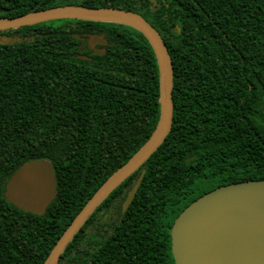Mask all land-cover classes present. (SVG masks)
Returning <instances> with one entry per match:
<instances>
[{
    "label": "trees",
    "instance_id": "trees-1",
    "mask_svg": "<svg viewBox=\"0 0 264 264\" xmlns=\"http://www.w3.org/2000/svg\"><path fill=\"white\" fill-rule=\"evenodd\" d=\"M70 4L132 10L157 29L172 61L173 112L162 142L56 264H175L170 227L189 203L219 185L264 179V0H0V18ZM89 33L106 38L103 54L90 51ZM0 35L14 39L0 38V264H42L154 131L158 65L146 37L119 22L55 19ZM41 158L53 166L56 194L37 214L10 203L4 184Z\"/></svg>",
    "mask_w": 264,
    "mask_h": 264
},
{
    "label": "water",
    "instance_id": "water-1",
    "mask_svg": "<svg viewBox=\"0 0 264 264\" xmlns=\"http://www.w3.org/2000/svg\"><path fill=\"white\" fill-rule=\"evenodd\" d=\"M55 19L119 22L140 31L149 41L157 60L160 112L157 125L146 142L86 201L42 264L57 263L66 245L101 201L156 149L170 129L173 112L172 61L160 33L141 14L123 8L61 5L0 18V30ZM0 38L14 40L6 35H0ZM86 41L95 54L105 51L103 47L95 48V44H108L99 33H89ZM143 174L144 169L127 191L121 204L122 211L130 204ZM55 194L53 166L45 158L23 162L4 184V195L10 203L37 214L44 212ZM170 236L175 264H264V179L227 183L200 195L176 216Z\"/></svg>",
    "mask_w": 264,
    "mask_h": 264
},
{
    "label": "flooded vegetation",
    "instance_id": "flooded-vegetation-1",
    "mask_svg": "<svg viewBox=\"0 0 264 264\" xmlns=\"http://www.w3.org/2000/svg\"><path fill=\"white\" fill-rule=\"evenodd\" d=\"M104 46L105 45H100V44H95V48H101V47H103L104 48ZM88 47H89V45H88ZM89 49H90V51L93 53V48H90L89 47ZM105 49V48H104ZM105 52V51H104ZM93 54H95V53H93ZM87 57V56H86ZM170 248H171V244H170ZM173 256V255H172ZM174 259V258H173ZM175 262V261H174Z\"/></svg>",
    "mask_w": 264,
    "mask_h": 264
}]
</instances>
